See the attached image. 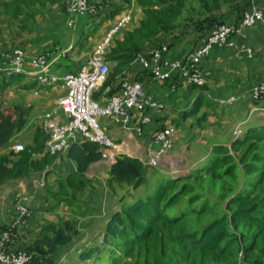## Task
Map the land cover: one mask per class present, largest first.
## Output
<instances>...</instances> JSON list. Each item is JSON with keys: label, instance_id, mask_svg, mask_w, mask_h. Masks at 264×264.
<instances>
[{"label": "trees", "instance_id": "16d2710c", "mask_svg": "<svg viewBox=\"0 0 264 264\" xmlns=\"http://www.w3.org/2000/svg\"><path fill=\"white\" fill-rule=\"evenodd\" d=\"M122 1V6L111 8L106 12L105 17L99 20L94 32L98 31L101 24L111 22L123 12L130 10L128 2L131 0ZM222 1L137 0L144 18L134 30L125 28L121 31L123 33L121 39L118 37L113 39L106 61L115 63V67L109 72L103 84V90L101 89L102 92L121 76L125 68L137 60L140 54H147L161 47L158 41L160 34L171 36L175 31L182 29L181 20L185 13H192L187 19V26L184 27L192 29L188 35H193L190 42L194 50L199 41L201 42L217 26L226 24L227 19L232 15H237L235 25H238L244 13L257 2L228 0L225 2H231L224 12L221 11ZM54 5L66 7L67 0H0L2 23H6L7 28L18 24L19 32L26 31L29 24H34L43 10ZM189 6H193V10H189ZM182 34H179L180 37ZM89 37L90 34L78 42L81 50L86 47ZM175 37L179 36H172L173 39ZM172 46L173 44H170L169 47ZM145 75L151 77L147 71ZM25 77L24 74H8L6 71H0V190L17 180L42 174L59 155L66 153L68 158L77 162L78 171L61 178L59 192H67L69 195L65 198L58 195L55 199L72 206L75 203L76 194L88 188L91 183L86 177L88 168L102 160L99 144L82 140L70 144L65 153L51 154L47 150L49 134L44 128L39 127L36 129L32 146L26 147L22 152H11L9 155L1 153V150L8 145L16 133L25 127L28 121L30 109L15 106L12 113L3 107L5 92L22 82ZM143 77L139 76L133 81L143 82ZM38 85L36 81H33L30 85L23 87L35 88ZM118 89L120 87L110 92L108 96L115 94ZM197 89L202 92L209 91V82ZM246 91L248 92L245 94L247 95L245 100H251L250 90ZM99 94H95V100L98 99ZM212 95L211 98L207 97L206 101L205 95L200 94L192 108L184 111L183 117L196 118L192 125L202 126L208 121L209 115L204 113L200 116L205 102L209 104V107L221 106L226 109L244 105L240 103V99L230 105H222L220 100L216 101ZM230 97H224V99ZM255 102L260 106L264 105V102ZM247 118L248 116L242 118L244 119L241 125L242 133L238 136L235 135L234 129L231 132L228 131L232 128L231 123H228L230 126L223 124L222 127H226L229 137L210 140L212 151L207 156L206 162L195 168L192 167L188 175L183 176L177 172L172 173L173 175L168 174V177L157 182L156 187L150 192L143 189L136 198L128 196L129 194L122 196V206L108 220L103 235L98 236L92 244L81 247L77 253L71 254L73 260L63 262L59 257L61 250L69 248L78 235L71 221H65L63 226L51 222L45 223L31 241L21 243V248H18L20 240L17 231L3 226L0 234L9 231L13 237L9 248L13 251L25 250L31 255L30 264H226V261L232 258L235 247L240 249L242 244L244 246L241 251L246 253L247 257L254 254L247 258L250 264H264V123L259 126L249 125L246 124ZM237 154H239L242 168L240 171L250 177L247 180L248 184L252 183L253 186L263 189L262 193L252 192L251 196L244 192L237 193L227 203L230 214L214 218L212 206L206 202L197 204L200 197L195 194V183L201 177L197 174L207 172L212 175L234 176L238 170L235 162ZM38 155H42V158L36 160L35 157ZM52 172L49 170L47 173ZM110 173L111 185L126 184L135 191L148 182L149 168L145 167L138 158L123 156L117 158L111 165ZM56 200L55 206L60 204L56 203ZM185 202L186 210L181 212L180 208ZM177 207L180 208L177 210ZM189 216H196L201 222H207L199 229H192ZM232 227L235 229L243 227L246 230V234L240 235L243 242L239 239L240 236L232 233ZM247 238L249 242L246 244ZM176 253L180 255V261L175 260Z\"/></svg>", "mask_w": 264, "mask_h": 264}, {"label": "crops", "instance_id": "0c3cea01", "mask_svg": "<svg viewBox=\"0 0 264 264\" xmlns=\"http://www.w3.org/2000/svg\"><path fill=\"white\" fill-rule=\"evenodd\" d=\"M70 1L67 0L66 7L61 5L49 6L45 10L50 15V21H43V23L39 19L42 22L39 30H36V25L34 27L35 31L31 30L32 32L23 31L19 33L17 31L18 35L14 38L8 35L10 30L7 29L6 23H2L3 17L0 14V71L9 67L6 58L12 53L13 49L19 46H24L29 58L37 57L43 53L50 54L51 58L46 71L49 76L62 77L67 73H78L82 70L96 46L105 36L97 37L96 35V38L91 43H87L90 45L81 50L80 46H78L80 40H77V30H82V35L86 28L90 26L96 27L99 22L94 20L91 17L92 15L88 13L82 14L70 11L68 9ZM122 5L123 2L116 7ZM255 5L263 7L264 2L257 1ZM129 9L133 12L134 26L137 28L144 14L139 13L134 7L129 6ZM48 17L44 20H47ZM236 17L237 15H232V17L227 19L226 24L235 25ZM115 22L116 19L110 23L103 24L101 27L103 28V33L108 32ZM10 28L13 29V26L11 25ZM134 29L132 28L130 31ZM28 32L31 33L26 35L25 33ZM51 32L53 33L51 34ZM122 36L123 33L120 32L116 37L121 39ZM178 36V38L175 37L174 39L171 37L170 44H173L171 48L169 47L170 44H162L168 46V57L171 59L183 58L188 52L193 50V45L190 42L193 39L192 35L189 36L190 38H188L186 43L185 38ZM232 42L233 45L231 46L215 49L203 64L204 69L210 73L209 91L202 92L200 89H194L182 80H177L176 82L170 80L155 81L149 75L148 77L145 75L147 70L138 60L126 67L123 74L115 79L103 92V85L100 86L96 92L100 93L97 100L104 101L108 98L110 92L120 87L124 79L133 81L139 76H144L143 83L146 93L165 107L161 112L151 110L142 112L139 109H135L132 112L129 126H125L122 122L115 123L110 118H101V121H104V127H102L105 133L118 146V158L127 156L138 158L142 162V160L153 156L157 149L153 136L162 128L178 124L184 126L186 130L190 131L192 129L189 133H192L190 139H193V145L189 146L186 155L181 153L187 158L186 168L195 167L200 162L205 161L208 155L201 157L199 163L190 164L189 156L196 151L198 146L204 145L209 147L211 153L212 144H210V140L227 138L225 135L227 134L226 127L221 126L237 121V119L233 118L236 114L234 108L209 107V104L205 102L200 113V116L204 113L209 114L208 121L202 125L205 128L200 125L193 126L192 124L197 119H185L183 113L192 108L193 103L200 94L205 95L204 99L206 101L207 97L211 98V94H213V99L216 101L235 94L240 95L242 96L240 103H244V105L236 107V109L243 108L237 111V114L250 116V119H248L249 125L259 126L264 123V107H262L264 105L260 106L255 101L245 100L247 96L245 94L248 92L246 90H250L254 85L264 81V24H256L252 28L233 34ZM200 43L199 41L194 48ZM179 44H185V47L177 50L176 47ZM243 45L253 49L251 58L239 51L238 48ZM60 50H68L66 58L69 61L67 65L61 62L62 57L57 52ZM107 62L111 71L115 67V63ZM27 70L31 71V68ZM32 82L33 79L26 76L22 82L9 88L3 96L4 109L13 113L15 106H21L25 109H30V113L25 127L12 137L8 145L1 150L2 154L9 155L11 152H16L15 147L19 144L23 145L24 148L32 146L36 129L39 127L45 129L48 115L59 125H64L68 121L67 116L59 105V101L66 95V88L63 84L58 82L43 86L38 85L35 88L23 87L30 85ZM175 83L176 85L173 89ZM233 113L235 114L233 115ZM145 116L151 118L150 123L145 124L143 122ZM202 128L203 131L201 132ZM180 133L182 131H177L173 136L174 149L169 157L158 168H155L158 174L168 175L172 174L173 171L178 172V168L168 165L176 162L175 153L179 152L176 148L184 144L185 137L179 136ZM80 141H82L80 136H73L69 139L70 144ZM41 158L42 155L35 157L36 160ZM13 159L17 160V158ZM112 164L101 160L90 165L86 172V177L91 183L88 188L76 194L75 203L72 206L60 203V201L55 199L58 195H62L63 198L69 195L67 192H59V181L61 178L78 171L77 162L68 158L66 153L65 155H59L56 161L42 174L12 182L0 190V229L3 226H8L15 232L17 231L18 239L20 240V247L18 248H21V243L31 241L45 223L51 222L63 226V221H71L78 235L68 249L71 254L77 253L81 247L92 244L98 236L103 235L108 220L122 206V196L129 194L128 196L136 198L143 190L142 187L133 191L126 184L111 185L109 181L112 177L110 173ZM189 164L190 167L188 166ZM49 170L53 172L47 173ZM149 173L148 177L150 178L153 173ZM55 200L56 203H60L56 207L53 206ZM20 201L24 202L30 210V215L23 223H18L19 212L16 209L17 202Z\"/></svg>", "mask_w": 264, "mask_h": 264}, {"label": "built area", "instance_id": "2783aa9c", "mask_svg": "<svg viewBox=\"0 0 264 264\" xmlns=\"http://www.w3.org/2000/svg\"><path fill=\"white\" fill-rule=\"evenodd\" d=\"M254 1L264 2V0ZM68 9L82 14H95V9L89 0H71ZM132 16L133 12L127 10L116 18V24L96 46L86 66L78 73L70 72L62 77L47 75L46 71L51 58L48 53L29 58L24 48L16 47L7 56L6 60L9 67L3 71L8 74H24L41 86L61 82L66 88V95L59 101V105L68 118L67 123L59 125L50 115L47 116L48 121L45 126V130L49 134L47 150L51 154L67 152L70 147L69 139L73 136H80L82 140L99 144L102 160L112 164L118 158V146L107 136L99 119L106 117L115 123L122 122L125 126H129L132 112L135 109L142 112L148 110L161 112L165 109L164 105L159 104L146 93L142 81L124 79L118 92L108 96L104 101L94 99L95 93L105 83L110 72V66L106 61L108 49L113 39L131 23ZM258 23L264 24V7H258L254 4L251 9L244 13L238 25L222 24L217 26L193 51L183 58H169V48L164 44L147 54H140L137 60L155 80L173 82L182 80L189 86L201 88L209 82L210 73L204 69L203 64L213 50L233 45V34L252 28ZM238 49L250 58L253 56L252 48L243 45ZM61 51L62 56H67L68 51ZM28 68H31V71H28ZM175 85L176 83L173 89ZM250 97L253 101L264 102V81L250 89ZM239 99L241 100L239 95L231 96L228 99L220 100V103L230 105ZM143 122L148 124L151 122V118L145 116ZM176 133L177 127L172 125L159 130L153 136L157 149L153 156L142 160L146 167L158 168L169 157L174 149L173 136ZM241 133L242 127L239 126L235 135L238 136ZM24 149L21 144L15 147L16 152H22ZM17 203L18 223H23L30 215V210L24 202ZM12 239L9 231L0 234V264H30L31 255L25 250L13 251L9 248Z\"/></svg>", "mask_w": 264, "mask_h": 264}, {"label": "rangeland", "instance_id": "374dc122", "mask_svg": "<svg viewBox=\"0 0 264 264\" xmlns=\"http://www.w3.org/2000/svg\"><path fill=\"white\" fill-rule=\"evenodd\" d=\"M225 1H228V0H223L222 1V8H221V11H224V12L228 9V5H230V2H231V1H229V2H225ZM89 2L92 5V7L95 9V14H90V15H92L91 17L94 18V20H97L99 22V20H101V18L105 17L107 10H109L111 8H115L118 4H120L123 1L122 0H89ZM128 4H129V6L136 8L139 11V13H143L142 8H140L138 6L137 0H131L130 2H128ZM193 6L192 7L189 6V10H193ZM104 10H106V11L104 12ZM190 14H192V13H190ZM190 14L189 13H185V15L182 17V20H181L182 26H183L182 29L180 28L179 31H175L171 36L167 35V34H163V35L160 34V36L158 38L159 44L160 45H162L163 43L170 44L171 43V37L173 35L177 36V35H179L181 33H183L181 36L186 39L185 40V43H186L188 38H190L188 34L190 33V31H192V29L190 27H188L187 29L185 28L187 26L186 25L187 21H188L187 19H188ZM47 16H49L47 18V20H44ZM49 18H50V15L48 14L47 10H43L42 13L40 15H38V17L36 18L35 23L34 24H29L28 29L26 31H31V30L35 31L34 27L36 25H37L36 30L37 29L39 30L41 28L42 22L43 21H50ZM133 18H134V16H132L131 23H129L127 25V29L128 30H131L132 28L133 29L135 28L134 19ZM143 18H144V16H143ZM39 19H41L42 22L39 21ZM106 23H110V22L108 21ZM115 24L116 23H114V25ZM81 25H82V23H81ZM12 26H13V29H11L10 27L7 28V29L10 30V31H8V33H9L8 35L12 36L14 38L15 36L18 35L17 31L19 30V27H18V24H13ZM102 26L103 25L101 24L98 27L99 29H98L97 32H94V29L96 28L95 26H90V27L86 28L85 32H83L82 35H81L82 30H77V40L78 39L81 40L82 38H85V37H87V35L90 34L89 39H87V43H91L96 38V35H97V37L98 36H106L107 32L103 33V28H101ZM188 26H190V25H188ZM84 27H85V25H84ZM31 32H28V33H25V34L27 35V34H30ZM52 33L53 32H51V34ZM87 43H86V47L88 45H90V44H87ZM175 46H177V45H175ZM19 47L24 48V46H19ZM183 47H185V44H179L176 47V49L177 50H181ZM176 49L174 48V50H176ZM63 51H68V50H63ZM57 52H59L60 56L62 57V61L61 62L64 65H67L69 59L66 58V56H62V51L61 50L57 51ZM155 81H158V80H155ZM242 109L243 108L236 109V107H234V110L236 111V114L233 113V115L235 114L233 116V118L237 119V121H234V122L231 123L232 124V128L228 129L229 132H231L233 129H234V132H235L236 129H238L239 126L243 125L242 122H243L244 119H242V118H244L245 116H240L239 114H237V111H240ZM102 118H106V117H102ZM247 119H250V116H248ZM239 120H241V121H239ZM99 122H100L101 126L104 127V121H101V118L99 119ZM248 123H249V120H248V122L246 124H248ZM215 124H217V123H215ZM246 124H244V126ZM175 126L177 127V131L178 132L182 131V133H180L179 136L185 137V141H184V144H182V146L176 148L180 152V154H178L179 152L175 153V156L177 158L176 162L172 163L170 165H168L166 163H164V164H166L168 166H171L173 168H178V172L177 173L178 174H182L183 176H186V175L189 174V172H191L190 171L191 168H189V169L186 168L187 167V163H186V159L187 158H186V156H183L182 154L186 155V152L189 149V146L193 145V139H190V137L192 136V133L191 134L189 133V132H191L192 129L189 131L188 129L186 130V128L184 126H180L178 124H176ZM227 126H230V125L227 124ZM188 127H189V125H188ZM227 128H229V127H227ZM202 131H203V128L201 129V132ZM225 135H226V137H229L228 133L225 134ZM187 146H188V148H187ZM209 154H210V149H209L208 146H206V145L198 146L196 151L189 156L190 157V161H191L190 164L199 163V160L201 159V157L207 156ZM235 158H236L235 162L237 163V169L238 170H237V172H236V174L234 176H229V175H225V174L222 175V176H219L217 174H213L212 175V174H208L207 172H204L202 174H197V176H201L200 179L197 180V182L195 183V188H196V193L195 194H198L199 197H200V199L198 200L197 204L199 205L201 202H206L210 206H212V209H213L212 217H214V218L220 217V216L225 215L227 213L230 214V209L228 208V204L227 203L230 200V198H232L235 195H237V193L244 192L248 196H251L252 192L253 193H257V194H259V193L261 194L262 193L263 189H260L257 186H253L252 183H249L250 184V186H249L247 180L250 177L249 176L247 177L242 171H240L241 163H240V159H239L240 158L239 154L235 155ZM204 162H206V161L200 162L198 164V166L202 165ZM190 164L188 165L189 167H190ZM263 166H264V163H263ZM149 172H152L153 175L150 178L148 177V182L143 186L144 187L143 189L147 190V192H150L151 189H154L156 187V185L158 184L157 182H159L162 179H165V178L168 177V175H165V174H162V173L158 174L157 169H149ZM175 172L176 171H173L172 173H175ZM149 174L150 173H148V176H149ZM253 176H254V174H253ZM53 206H55V204ZM179 208L180 207H177V210ZM185 210H186V202L184 203V206L180 208L181 212H185ZM189 218L191 219L190 223L192 225V229H199L204 223L207 222V221L201 222V220H199V218L196 217V216H189ZM63 223H64V221L62 222V224ZM231 230H232L233 234H237L238 236H240L242 233L246 234V230L243 227H240L238 229H235V228L232 227ZM239 239L243 242V238L241 236H240ZM248 242H249V240L247 238L246 244ZM243 246L244 245L242 244L240 246L241 247L240 249H238V247H235L234 253L232 255V258L230 260L226 261V264H235V263L236 264H250L248 262L247 258L252 257L254 254H250L247 257L246 253L244 254V252L241 251ZM70 255H71V253H70V251H69V249L67 247V248L61 250V252L59 254V257L63 260V262H66L67 260L72 259V255L71 256ZM175 258H176L175 259L176 261H180L181 260L180 259V255L178 253H176Z\"/></svg>", "mask_w": 264, "mask_h": 264}]
</instances>
